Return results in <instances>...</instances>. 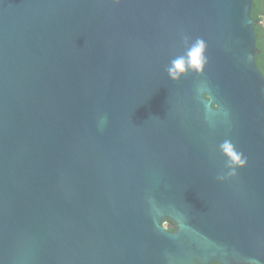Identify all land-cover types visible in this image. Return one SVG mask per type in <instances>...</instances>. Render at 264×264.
<instances>
[{
  "label": "water",
  "instance_id": "water-1",
  "mask_svg": "<svg viewBox=\"0 0 264 264\" xmlns=\"http://www.w3.org/2000/svg\"><path fill=\"white\" fill-rule=\"evenodd\" d=\"M252 8L0 0V264H264Z\"/></svg>",
  "mask_w": 264,
  "mask_h": 264
},
{
  "label": "trees",
  "instance_id": "trees-1",
  "mask_svg": "<svg viewBox=\"0 0 264 264\" xmlns=\"http://www.w3.org/2000/svg\"><path fill=\"white\" fill-rule=\"evenodd\" d=\"M252 18L254 20V29L256 33V55L255 60L264 74V0H253ZM167 221V228L171 231L177 230V223L170 218H165L163 224ZM202 264V263H198ZM209 264H221L219 261H214Z\"/></svg>",
  "mask_w": 264,
  "mask_h": 264
},
{
  "label": "clouds",
  "instance_id": "clouds-1",
  "mask_svg": "<svg viewBox=\"0 0 264 264\" xmlns=\"http://www.w3.org/2000/svg\"><path fill=\"white\" fill-rule=\"evenodd\" d=\"M202 49H197L192 54V61H193V67H200V59L202 57ZM168 74L173 79H178L179 74H182L185 71L184 61L178 60L174 61L172 65H170L167 69ZM227 154L230 157L228 166L233 169L232 175H235V169L237 167H243L247 161L243 158L242 154H237L232 147H227ZM167 221H165V224L167 225ZM254 264H259L258 261L254 262Z\"/></svg>",
  "mask_w": 264,
  "mask_h": 264
},
{
  "label": "built area",
  "instance_id": "built-area-1",
  "mask_svg": "<svg viewBox=\"0 0 264 264\" xmlns=\"http://www.w3.org/2000/svg\"><path fill=\"white\" fill-rule=\"evenodd\" d=\"M164 225L167 227V225L164 223Z\"/></svg>",
  "mask_w": 264,
  "mask_h": 264
}]
</instances>
